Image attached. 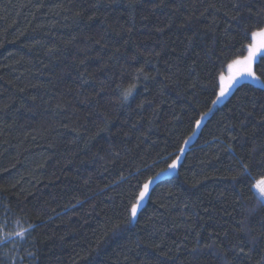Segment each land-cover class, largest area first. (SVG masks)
Returning <instances> with one entry per match:
<instances>
[{"label": "trees", "instance_id": "obj_1", "mask_svg": "<svg viewBox=\"0 0 264 264\" xmlns=\"http://www.w3.org/2000/svg\"><path fill=\"white\" fill-rule=\"evenodd\" d=\"M258 13L264 0H0V264H264V87L211 110Z\"/></svg>", "mask_w": 264, "mask_h": 264}, {"label": "snow or ice", "instance_id": "obj_2", "mask_svg": "<svg viewBox=\"0 0 264 264\" xmlns=\"http://www.w3.org/2000/svg\"><path fill=\"white\" fill-rule=\"evenodd\" d=\"M258 17H261L254 23L257 25L259 31H253L252 36L255 38L256 36H264V13H258ZM247 23V21H245ZM239 28V24L237 25ZM247 29L243 30L242 34L247 35ZM259 51V48L256 47H249L248 55L243 59H235L231 63L228 64V69L230 72V75L225 78L224 75L219 76V92L216 96V100H213V104L217 103L220 99L225 97L227 94H229L230 90L236 85L241 82V80L247 81L248 78H251L252 81L261 84L262 87H264V81H261L260 76L256 75L253 71V62L254 60L257 62V64L260 63V61L264 60V56H261L257 58V52ZM261 75H264V73H261ZM215 88V85H214ZM132 88H128L123 90L121 93L122 99L127 100L132 95ZM215 94V92H214ZM203 117L201 119L196 121V126L199 128L201 126ZM185 145L188 143V141L184 142ZM229 151H232L231 146L228 148ZM185 151L184 147L180 148V153L183 154ZM181 160V156L177 155L174 159L171 160V163H168V158H164V162L167 163V169L165 172L157 173L154 177L149 179L147 182L143 183L142 185L138 186V197L130 198L131 202L128 208L126 209V212L129 214L131 220H135L142 204V201L148 196L150 186L155 182L156 179H158L161 175L166 174L168 171H175L178 166L179 162ZM250 175V169L249 166L244 164V162H241V168L239 170L238 176H234L233 179L237 181V183H242V180L240 177H247ZM261 184H264V181L260 182ZM257 206L264 208V187L260 188V197L257 199ZM239 227L241 229H244L245 225L240 224ZM18 236H24V233H17ZM0 243H3V241H0ZM253 244H255V240L252 241ZM252 248H249L247 251L245 250L244 246H241L239 248L238 252H233V257H239L240 260H243L244 258H248L249 254L252 252ZM195 252L196 250L193 249ZM224 264H227V261L225 260Z\"/></svg>", "mask_w": 264, "mask_h": 264}, {"label": "rangeland", "instance_id": "obj_3", "mask_svg": "<svg viewBox=\"0 0 264 264\" xmlns=\"http://www.w3.org/2000/svg\"><path fill=\"white\" fill-rule=\"evenodd\" d=\"M252 41H253V42H252V44H251V47L259 48V51L257 52V58H259L260 56H262V54H264V36H259V35H258V36H256L255 38L252 37ZM248 52H249V49H248ZM246 56H247V55H246ZM246 56H245V57H246ZM245 57H244V58H245ZM242 59H243V58H242ZM254 62H255V60H254ZM253 64H254V63H253ZM222 75H224L225 78L227 79V77L230 75L229 69L227 68L226 71H225V73H223ZM241 82H247V83H249V84H253V85H256V86H258V87L263 88V87L261 86V84L252 81L251 78H248L247 81L241 80ZM241 82H240V83H241ZM240 83H239V84H240ZM236 85H238V84H236ZM236 85H235L233 88H235ZM233 88H232L231 90H233ZM231 90H230V92H231ZM230 92H229V94H230ZM229 94H227L225 97H223L222 99H220L217 103L213 104L211 110H214L216 107L220 106L224 101H226L227 98H228V96H229ZM202 121H203V120H202ZM190 140H192V137L188 139V143H187V145L189 144V141H190ZM175 172H176V170H175V171H168V172H167L166 174H164L163 176H167V177H168V176H170V175H173ZM261 187H262V186L260 185L259 188H261ZM263 187H264V185H263Z\"/></svg>", "mask_w": 264, "mask_h": 264}]
</instances>
